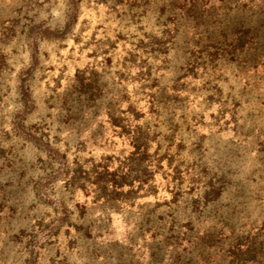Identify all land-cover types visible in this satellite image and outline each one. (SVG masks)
Wrapping results in <instances>:
<instances>
[{"label":"clouds","instance_id":"clouds-1","mask_svg":"<svg viewBox=\"0 0 264 264\" xmlns=\"http://www.w3.org/2000/svg\"><path fill=\"white\" fill-rule=\"evenodd\" d=\"M194 4L202 15L189 12ZM19 6L24 34L0 30V48L18 57L17 98L0 112V264H110L109 253L133 247L131 264H149L134 220L163 215L166 225L177 206L194 228L184 248L197 264H264V0ZM93 7L107 12L95 21L102 28ZM174 84H195L208 99L189 107ZM105 172L131 182L98 180ZM158 189L171 197L146 199ZM113 211L128 222L123 235ZM217 230L224 252L197 248Z\"/></svg>","mask_w":264,"mask_h":264},{"label":"rangeland","instance_id":"rangeland-1","mask_svg":"<svg viewBox=\"0 0 264 264\" xmlns=\"http://www.w3.org/2000/svg\"><path fill=\"white\" fill-rule=\"evenodd\" d=\"M180 2V1H179ZM23 3V0H11V3H8V0H0V30L7 31L11 35H15L16 31L19 30L21 34H24V29L27 27L24 21L26 20V16L24 15L23 8L19 5ZM95 3L102 5L104 8L108 7V0H95ZM7 5V6H6ZM177 7L180 6V3L176 2ZM91 14L95 21L99 18L107 17V12L97 11L95 7L91 10ZM204 11H208V9H204ZM191 14H195L197 16L202 15L201 9L194 4L192 9L189 10ZM117 19H120V16L117 15ZM87 22V17H86ZM105 22H107L105 20ZM95 27L102 28L103 25L99 23H95ZM95 31L93 32V39H95ZM123 40V37H122ZM45 43V47H52L54 41L45 38L43 41ZM118 49H123V44L118 43L115 45ZM137 47H141V43L137 42ZM15 51V50H14ZM136 55L138 53L133 54L131 59L132 62H135ZM147 55V53H145ZM16 58L13 54L6 53L3 48H0V112L3 110V105L7 103L9 100L16 99V96H9V92H11L13 85L10 83V80L14 79L11 75L12 72H16V69L12 67L13 64L16 63ZM126 59L128 57H125ZM11 61L12 63H9ZM163 63V61H161ZM161 72L165 71L164 68L159 69ZM191 72H195V67L190 70ZM17 77L19 76V72L16 73ZM183 79V77L181 78ZM193 80L199 79V74L192 75ZM20 81L19 83H22ZM19 83L15 85L17 89V95L19 93ZM174 90L178 93L177 101H182L187 106H195L199 108L201 104L205 103V100L208 98L205 97L201 99V97L197 94L198 89L195 84H179L173 85ZM7 89V91H6ZM218 113H211V117L214 118ZM230 115V114H229ZM227 129H225V132ZM208 129H204V134L207 135ZM127 135V133H125ZM117 140H123V137L117 136ZM138 166V165H137ZM173 173H175V169H172ZM98 180L102 181H114L119 184L124 181L131 182L128 180L127 176L117 178V174H108L100 173L97 177ZM163 180H167V177H163ZM106 190V189H105ZM80 199H84L86 196H90V193L81 191L79 193ZM156 195H167L171 197V193L167 192L165 189H158L157 192L152 195L146 197V199L152 200ZM101 199H105L101 197ZM125 201H121V204H124ZM135 207L136 205H131ZM183 221L182 230H177V225ZM112 224L115 226L118 233L121 235L127 232L128 222L125 219L124 215L121 212L113 211L112 212ZM134 223L137 225L136 233H134V243L137 247H143L147 250L149 256V264H152L153 258L156 260V264H165V260L167 264H197L195 257H193L188 250L184 248V244L187 243V232L193 231L194 228H189V224L191 221L187 219V208L185 206H177L174 211L169 212V219L167 224L165 225L164 217L161 215L158 218H147L144 215L137 216L134 220ZM198 223V218H197ZM223 228H227L228 224H224L221 221ZM37 227H42V224L38 221ZM70 227V226H69ZM46 231V229H45ZM212 244L209 245L207 241H203L197 244V248L200 247H209L214 246L220 250V252H224L223 244L225 241L224 233L222 230H217L211 236ZM130 244L133 243L132 237L129 238ZM236 243L239 244V239L236 240ZM176 247H180L182 252L180 254L170 255L166 249H175ZM136 248L133 247L129 251L124 253L119 252H111L110 256V264H122L123 260L127 259L130 261L134 260ZM229 254L235 255V249H228ZM157 253L159 255L157 256ZM185 253H188L185 255ZM200 253L197 251V256ZM139 264H143V262H139Z\"/></svg>","mask_w":264,"mask_h":264},{"label":"trees","instance_id":"trees-1","mask_svg":"<svg viewBox=\"0 0 264 264\" xmlns=\"http://www.w3.org/2000/svg\"><path fill=\"white\" fill-rule=\"evenodd\" d=\"M179 1H180V0H176L177 3H180ZM234 254H235V252H234Z\"/></svg>","mask_w":264,"mask_h":264}]
</instances>
